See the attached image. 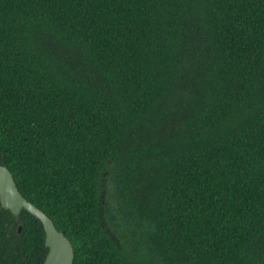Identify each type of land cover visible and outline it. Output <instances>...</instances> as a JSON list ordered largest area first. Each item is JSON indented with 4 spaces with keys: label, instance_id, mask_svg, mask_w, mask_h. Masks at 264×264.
Instances as JSON below:
<instances>
[{
    "label": "trees",
    "instance_id": "16d2710c",
    "mask_svg": "<svg viewBox=\"0 0 264 264\" xmlns=\"http://www.w3.org/2000/svg\"><path fill=\"white\" fill-rule=\"evenodd\" d=\"M0 165L74 264H264V0H0Z\"/></svg>",
    "mask_w": 264,
    "mask_h": 264
},
{
    "label": "water",
    "instance_id": "95a60500",
    "mask_svg": "<svg viewBox=\"0 0 264 264\" xmlns=\"http://www.w3.org/2000/svg\"><path fill=\"white\" fill-rule=\"evenodd\" d=\"M0 203L2 208L11 211L15 216L20 215L24 209L42 222L46 234L45 243L48 248V255L44 264H74L75 251L71 241L56 228L53 220L46 213L22 195L13 173L1 165Z\"/></svg>",
    "mask_w": 264,
    "mask_h": 264
}]
</instances>
